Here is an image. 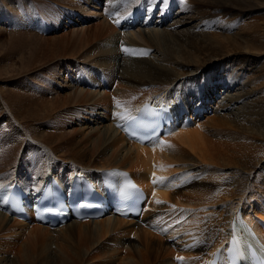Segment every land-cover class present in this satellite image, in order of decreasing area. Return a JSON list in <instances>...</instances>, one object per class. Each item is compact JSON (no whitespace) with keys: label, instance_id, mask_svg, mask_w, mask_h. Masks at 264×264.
<instances>
[{"label":"bare ground","instance_id":"obj_1","mask_svg":"<svg viewBox=\"0 0 264 264\" xmlns=\"http://www.w3.org/2000/svg\"><path fill=\"white\" fill-rule=\"evenodd\" d=\"M34 1L36 2V0ZM73 1L83 2L84 5L70 3V0H57L56 2L60 4L61 9L55 11L56 14L53 17L51 16L54 15V10L51 16L48 15L51 19L50 24L47 15L41 18L39 16L40 12L37 13L36 8H33L30 2L3 0L0 4V8H3L0 20L2 21L4 17L8 18L7 14L10 13L8 19L14 21L13 25L18 30L11 33L9 41L11 46L25 41L28 48L26 54L31 57L21 58L20 73H25L31 70L34 65L44 63V60L48 58L44 46L46 41H43L42 36L43 30L46 29L45 31H47L51 29V26L57 28L55 24L59 26L66 19L73 21L62 9L70 7L83 13L86 9L97 8V5L100 4L107 8L108 10L105 13L108 16L105 17L106 20L97 31L104 40L88 50L89 43L85 42L84 36H82L74 45L75 49L73 51L80 53L86 48L88 51L85 50L81 55V63L97 64V66L106 70L108 74L101 69H93L96 68L95 66L85 64L86 67L84 66V68L75 66L77 69L73 70L74 83L70 82L77 85L79 90L74 92L67 103L54 107L53 111L65 107L67 104H70L69 107L72 105L74 108L83 105L84 109L89 106L88 111L94 113L96 117L107 119L108 116H106V113L104 114V110L108 107L107 113L109 115L112 112L114 121L105 126L104 130L95 129V132L86 135L79 142H76V139L74 140L72 137L63 141L56 139L60 142L59 145L76 153L75 158L77 160L70 162L68 165L65 164L68 167L64 165L55 166L58 164L55 160L50 159L48 162L41 156V160L37 162L35 161V155H33L30 164H22L21 167L19 165L22 159L24 162L26 161L24 154L22 156L15 155L16 157L11 163L2 160L3 163L0 165V189L2 190V193L0 192V238L8 236L12 240L18 239L24 236L28 230V227L24 225L31 227L28 230L26 243L21 247V257L23 261H26V264H37L44 256L52 262L53 259L47 254L51 251L50 248L53 244L50 240L55 232L65 233L62 236L63 238L67 235L70 236V239L74 237L78 243L76 250L71 253L63 254L64 249L60 251L61 257H58V261L61 264H82L86 253L90 250L95 257L98 256L97 258L104 256L102 264H111V262L114 264L115 261H118L119 264H209L217 250H226L232 239L233 219L241 212L246 222L264 241V211H260L264 209V206L257 204L248 207L251 198H256L258 195H260V200L264 204V182H261V188L258 190H250L253 184L249 181L250 179L248 181L244 179L247 181L244 183L239 177V179H235L240 173L237 174L233 171L235 173L232 174L235 176H231V173L222 172L225 167L231 165L232 142H238L236 145L239 146L238 148L235 145L237 147L235 149H238V157L235 162L241 169H246L247 174L257 170L258 165L264 161V156L253 160V155L258 149L260 150L259 147L255 146L264 144V127H260L264 126V122L258 126L257 123L255 124V118L261 117L264 121V114L255 112L252 109L245 111L247 108L244 106H247V102L253 100L254 94L251 93L253 90L248 92L250 90L247 91V85L240 86L238 94L234 95L228 92L235 86V82L232 84L231 80H228V85L225 81L223 82V85L227 88V93L223 96L224 101L220 102L222 103L221 107H216L213 110L211 108L210 110L206 109L208 103L214 99L215 94L221 91L218 92L214 82L217 84L218 81L222 82V78H224L223 75L219 76L218 71H216V69H221V66L219 68L211 66L215 65L216 61L228 57L231 51H228V54L224 56L223 50L217 48L218 45H221L222 36L214 35V37L208 38L209 36H206L207 33H205V30L210 32L212 27L214 29L215 24H217L216 19L221 20V17L224 19L228 16L249 15L255 12L254 10L264 11V0H191L189 2L187 0L185 2H181V0H164L163 3L160 0ZM189 3L192 6H187ZM177 5H181V8L178 9V16L173 17V9ZM69 11L73 14H70ZM67 12L72 18H76L74 16L78 15L73 10H67ZM157 14L158 17L155 18ZM196 14L197 16H195ZM78 17L77 20L80 21L86 19L85 17L83 19ZM209 18L212 19L209 20ZM74 22L78 24L75 19ZM158 27L162 28L157 29ZM262 29L264 30V24ZM2 30L3 28H0V35L3 32ZM234 37L236 36L234 35ZM237 38L239 36L232 39L237 40ZM239 40L235 42L245 52H256L258 50V48L251 46L252 44L250 45L243 39ZM208 41H214V43L210 47L206 45L207 48L204 50H207L208 55L201 60V65L200 61L196 60L200 59V56L193 53V51L201 45L204 46ZM177 46L182 47L179 52L176 49ZM55 52L57 54L62 51L55 48ZM205 53L202 52L201 54ZM37 54H41V59H34ZM198 64L200 66H197ZM182 66L207 67V74L205 73L202 77L203 79L206 78V83L203 80L200 85L196 76H189L199 72L200 69L187 71L182 70ZM101 72L105 74L103 75ZM77 74H79V78L75 79ZM2 75H4V72H2ZM108 75L118 77L120 82L124 81L131 93L139 89L144 90L143 87L148 86H153L157 90L150 89L134 105H131L132 97L130 95H133L129 92L128 94L118 90L111 99L106 92H90L87 90V82H93L95 89H108L106 80ZM66 84L69 83L66 82ZM211 84H214L212 89L208 87ZM108 85H110L109 79ZM44 86L46 89L36 90L34 86L26 89V92L34 93V95L28 97L37 99L38 91L42 93L51 90L53 87L51 80ZM56 89H58V86ZM1 95L5 99H3L4 101L10 102V104L14 103L12 106L16 110L18 108L22 110L23 104L19 105L20 102H15V98L6 93ZM115 99L116 101L113 102L114 109L111 100ZM39 100L44 106V100L41 96H39ZM34 101L37 102V100ZM53 101L54 99H52ZM145 102L153 106L164 107L170 112V117L166 120L162 119L160 124H155L152 129L155 130L156 137L141 145L126 136L124 124L128 125L131 122L140 106ZM194 103L195 105H193ZM63 110L70 112L67 107ZM149 110H151V107L147 109V111ZM225 111L232 113L230 115L222 114ZM48 114L50 116L51 112ZM210 114L211 116H209ZM22 115L23 113L20 116ZM61 115L65 114L62 113ZM206 116L209 117L208 121L201 123ZM41 117L40 115L37 118L30 116V118H34V121L43 120V117ZM40 118L41 120H39ZM156 118H158V115H154L155 121ZM90 120L87 122H90ZM100 120L97 121V124L102 123V121L99 123ZM116 120H118V126L115 124ZM32 124L30 123L27 126L30 127ZM143 124L144 120L139 124V127H142ZM83 125L87 126V123ZM233 132H237V134ZM97 133L100 136L94 142V146L90 151L93 160L86 163L81 158H89V151H87L89 148L87 150L80 149L81 146L79 147V145L80 143L89 144ZM14 138L11 133L1 139V142L3 141V144H5V146H1L2 152L11 151V146L15 148L13 145ZM25 139L28 140V137L24 138V141ZM249 140L255 141L256 144L248 146L242 143ZM51 141H46L50 147ZM5 148L7 149L5 150ZM26 148L29 151L28 154L36 152L29 142H27ZM110 151H112V155L109 159H105ZM4 157L1 155V158ZM97 157H103V159L97 162L95 160ZM20 158L22 159L18 162ZM121 158L123 159L120 160ZM37 163L39 166H36ZM7 166L12 170L15 169V171L12 172L10 169L5 173V171H2L3 169L1 170V167ZM58 167L63 168L57 169ZM207 167L208 169H206ZM25 169L27 170L25 171ZM103 170L104 172H102ZM108 170L110 172L112 170L128 171L130 176L126 179L133 180L145 191L147 200L143 206L144 213L142 212L141 216L122 218L107 213L108 218L103 216L95 221H74L75 223L54 229L51 226H43L40 221L34 219L32 208L28 209V213L23 215L24 217H12L4 203L5 193L11 191V187L15 182L27 192H30V201L38 205L39 199L48 187L49 177L55 179L51 189L60 191V189L65 188L68 191L71 183L75 181V176H78L81 181L85 178L93 183L95 190L100 194L98 200L102 202L104 185L101 181V175L109 172ZM203 170H206V172L203 173ZM226 180H230V182L226 184ZM201 184H204V186L211 184L217 186V193L215 195H212V193L208 195L195 193L193 190ZM85 187H88L87 182H85ZM23 208L21 207V209ZM131 234H135L136 239L134 242L129 239ZM178 236L182 238V243H184L182 250H175L171 247L172 238L179 239ZM9 243L5 244L6 248L11 247L12 243ZM61 243L63 244V242ZM124 248L127 250L125 256L122 255ZM204 251L207 253L203 254ZM7 252L6 250L0 251V264H6ZM169 258L170 260H168ZM173 258H177L179 263L173 262Z\"/></svg>","mask_w":264,"mask_h":264},{"label":"rangeland","instance_id":"obj_2","mask_svg":"<svg viewBox=\"0 0 264 264\" xmlns=\"http://www.w3.org/2000/svg\"><path fill=\"white\" fill-rule=\"evenodd\" d=\"M2 1L3 0H0V4H2L1 3ZM8 1H10V0H8ZM16 1L18 2V0H16ZM26 1L30 2L31 6L33 8H36L37 13L40 12L39 16L41 18L45 17V15H47V17H48V15L51 16V14L54 10V15L52 14V16H51V17H53L56 14L55 11H58L61 9L60 4L58 2H56L57 0H43V1L42 0H36V2L34 0H21L22 3H25ZM70 1H71L70 3H73V4L74 3H76V4L80 3L79 5H84L83 2H74L73 0H70ZM91 1H93V0H91ZM187 1L189 2L191 0H187ZM181 2H185V0H181ZM94 3H96V2L94 1ZM57 4H59V5H57ZM189 5L192 6L191 3H189L187 6H189ZM179 8H181V5H177L173 9L174 10L173 11V17L178 16L177 13L180 10ZM23 9H25V8L23 7ZM62 10H64L65 14L69 18H71L73 21H70V19H66L63 22V24H60L59 26H57L52 21L53 24H55V26L57 28H53L51 26V29H49L47 31H45L46 29L43 30L42 36H43V41H46V44H44V46L46 48L45 52L48 55V58L46 60H44V63L41 62L42 64L34 65L31 70L26 71L25 73L24 72L20 73L21 72L20 67L22 66L21 65V58H31L30 56H28L26 54L28 48L25 44V41H21V44L11 46L10 42H9L11 39L10 38L11 33H14L15 31H18V30L13 25L14 21H11L8 19L9 16L11 15L10 13L7 14L8 18L4 17L2 21L0 20L1 21L0 22V28H3V30H2L3 32L0 35L1 36V40H0V70L2 69L1 73H0V77H1L0 78V93L1 94L6 93L7 95L15 98V102H20L19 105L23 104L22 110H21V108H18V110H16L14 108V106H12L14 103L10 104V102H8V101H7L8 102L7 103L6 101H4L5 99L2 98V95L0 94V99L2 100V101L0 100V112H2L1 114L3 115L2 116L0 114V131H2V130L4 131V132L0 133V153L2 152L1 146H5V144H3V141L1 142V139L5 136H9L11 133L15 137L14 138L15 142L13 144L15 146V148H13L11 146L10 147L11 151L6 150L9 147L5 148L6 151H3L0 154V162H1L0 165H2L4 160L11 163L15 159V157H16L15 155H17V154H19L20 156H22L24 154L26 157V161L24 162L23 159L20 158L18 160V162L21 159H22V162H20L19 167H21L22 164H26V165L30 164L33 155H35V157H36L35 161H37V162H39L41 160L40 159V156H41V157H44L45 160L48 162L50 159L55 160L58 163L55 166H63V165L67 166L70 162L77 160L75 158L76 153L74 151L68 149L67 147L59 145L60 142H58V140L63 141V140L68 139L69 137L70 138L72 137L74 140L76 139V142H79L86 135H90L93 132H95V129L100 128L101 130H104L106 128L105 126L113 123V121H114L112 112L109 115L107 113L109 110L108 107L105 108V110H104V114L106 113V116H108L107 119L103 118V117L99 118V116L96 117V115H94V113L88 111L89 106H87V107L85 106L87 109H84L83 105L74 108V107H72V105H71V107H69L70 104L69 105L67 104L65 107H62L63 109L67 107V109H69L70 112H65L62 108L56 109L53 111L54 107H56V106L58 107L64 103H67L68 99L73 96L74 92L76 90H79L78 86L73 84L74 83L73 70L77 69L76 67L80 66L81 68L82 67L84 68L85 65L95 66L96 68H93V69H95V70L101 69L107 73L106 70L100 68V66H97V64L90 65V63H88V62H87V64L81 63V61H80L81 55L84 53L85 50H87L86 48L84 51H81L80 53L79 52L75 53L73 50L75 49L74 45L80 40V38L82 36H84L85 42L89 43L88 50L91 49L92 47H94V45L96 46V44L99 45L101 43L100 41L104 40L103 37L101 36V34L97 33V31L103 25L104 20H106L105 17L108 16L107 13H105V11L108 9L104 8L100 4V5H97V8H93V9L88 8L85 10L86 12L84 11L83 13L80 11H77L74 8H70V7H67V9H62ZM67 10L76 11L78 13L79 17H82V19H83V17L86 18V19H84L85 22H84V20H82V21L77 20L78 15L74 16L76 18H72V16L70 14H73V13L71 11H69L70 12V14H69L67 12ZM254 11L255 12H252L249 15L245 13L246 14L245 16L243 14H241V15H237V16H233V17L228 16V17H225L224 19H223V17H221V20L216 19L217 24H215L214 29L212 27L210 29V32L208 30H205V33H207L206 36H209L208 38L214 37V35L215 36L216 35L222 36L221 45H218L217 48L220 50H223L222 52L225 53L224 56L226 54H228V51H231V54L228 55V57L223 58L219 61H216L215 65L211 66V67L215 66L216 68H219V66H221V69H216V71H218L219 76L223 75L224 78H222V80H223L222 82L218 81L217 84L214 82L215 87L217 88L218 92L220 90L221 91L218 94H215L214 99H212V101H210L208 103V105L206 106V109L210 110V108H211V110H213L216 107H221L222 103H220V102L224 101L223 96L227 93V88H226V86L223 85V82L225 81V83L228 85L229 84L228 80H231L232 84H233V82H235V86L232 90H230L228 92H231L234 95L238 94L240 86L243 87V86L247 85V91L250 90L248 92H251L253 90L251 92L254 94V97L252 98L253 100L251 102H247V106H244L247 108V109H245V111H247V110L250 111L252 109L255 112L264 114V49H263L264 48V30L262 29L263 24H264V11H259V10H254ZM2 13H3V8H0V14H2ZM103 15H104V17H103ZM195 16H197V14ZM49 17L47 19H49V23H50L51 19ZM156 17H158V14L155 15V18ZM108 18H111V17H108ZM212 18H209V20ZM74 19L76 22H78V24H75ZM153 19H154V16H153ZM150 24H152V23H150ZM11 25H13V26H11ZM161 28L158 27L157 29H161ZM173 29H175V28H173ZM213 30H216V31H213ZM158 31H160V30H158ZM221 32H223V33H221ZM236 33H239L240 35H238V34L236 35ZM234 35L236 37L239 36V38H237V40H233L232 38H236V37H234ZM239 39H243V41L248 42L250 45L252 44L251 46H255V48H258V50H256V52H254V51L249 52L250 54L248 52H245L243 50V48H241L238 45V43L235 42V41H240ZM121 41H122V39H121ZM206 43L207 44H204V46L201 45V46L197 47L196 50L193 51V53H196V55L200 56V59H196V60L200 61L201 65H202L201 60L204 59V56L208 55V52H206L207 50H204L205 48H207L206 45H209V47H210L211 45H213L214 41H208ZM120 45H122V43H120ZM55 48L61 49L62 52L56 54ZM176 49L179 52L182 49V47L177 46ZM53 52H55V53H53ZM202 52L203 53L206 52V53L202 55L201 54ZM40 56H41V54H37V57H34V59H36V58L41 59ZM200 64H198L197 66H200ZM70 67H71V69H69ZM181 69L187 70V71H195V69H200L199 72H196V73L191 74L189 76H192V75L196 76V78L199 80V84L203 80H204V83H206V78L203 79L202 77L205 73L207 74V70H206L207 67L205 68L203 66V67L197 68L194 66H190V67L189 66H182ZM223 71H224V73H223ZM2 72H4V75H2ZM5 73H7V74H5ZM78 73H80V72H78ZM101 73L103 75L105 74L103 72H101ZM111 73L113 74V72H111ZM111 75H108V79L110 80V85H108V79L106 78L108 89H106V90L105 89L104 90L95 89L93 82L85 81V82H87L86 84H88L87 90H89L90 92L91 91L100 92V93L102 91L106 92L109 95V97H111V99H112L114 93L118 90L123 91V92H127V93L128 92L131 93V91L129 90L128 86L126 85V83L124 81L120 82V80H118V77H112ZM200 75H201V77H200ZM76 78L77 79L79 78V74L76 75L75 79ZM186 78L189 79L188 76H186ZM191 78H193V77H191ZM253 78H255V79L253 80ZM50 80L52 82L53 87L51 88V90H46L42 93H40L38 91L37 99L33 98L34 100H37V102H35L31 97H28L29 95L30 96L34 95V93L26 92V89H29V87H32V86H34V88H36V90H40V89H44V88L46 89V87L44 85L47 84V82H49ZM70 81H72L73 83H71ZM66 82H68L69 84H66ZM80 82H82V81H80ZM214 84L213 85L211 84L208 87H211V89H212V88H214ZM174 85H176V84H174ZM174 85H173V87H174ZM177 85H178V83H177ZM57 86H58V89H56ZM126 86H127V88H126ZM235 87H236V89H235ZM143 88H144V90L139 89V90L131 93L133 95V96L130 95V97H132L131 105H134L137 102H139L140 99L143 96H145L150 89L157 90L156 88H153V86H148V87H143ZM38 95L43 98L44 106L40 103ZM53 96H54V98H52ZM19 97H21V98H19ZM52 99H54L53 102H52ZM114 101H116V99L111 100V105H112V108L115 109V106L113 103ZM92 104H94V103H92ZM193 105H195V103ZM239 106H241V105H239ZM239 106H237V107H239ZM103 108H101V109H103ZM3 109H4V111H3ZM217 109H220V108H217ZM50 112H51V114H50L51 117L48 114ZM61 112L65 115H61L62 114ZM22 113H23V115L20 116ZM231 113L232 112L229 113V111H225L222 114L230 115ZM39 115L43 117V120H41L42 117L39 119L41 121H34L33 120L34 118H30V116L37 118V116H39ZM109 116H110V118H109ZM209 116H211V114ZM208 118H209L208 116H206V118H203L201 123L202 122L206 123L208 121ZM89 119H91L90 122H87V121H89ZM99 119H101L99 123H101V121H102L101 124H97V121H99ZM255 119H256L255 124L257 123L258 126L264 122V121H262L261 117H256ZM28 121H30V122H28ZM30 123H33V124L30 127H28L27 125ZM84 123H87V126L83 125ZM13 124H15V125H13ZM115 124H117V126H118V120L115 121ZM260 127H264V126H260ZM84 128H86L87 130H85ZM116 128H118V127H116ZM83 130H85V131H83ZM233 133L237 134V132H233ZM66 136H68V137H66ZM99 136H100L99 133L95 134V137L93 136V141L89 142V144H83V143L81 144L80 143V145H79V147L81 146L80 149L84 148L85 150H87L89 148V150H87V151H89L88 152L89 158H87V157L81 158L82 160H84V162L88 163L90 160H93L91 158V152L90 151L94 146V142L97 141V138H99ZM26 137H28V140L25 139V141H24V138H26ZM40 137L47 139L49 141L52 140L51 141L52 142L51 147L49 145H47L48 144L46 142L47 140H44ZM56 139H58V140L56 141ZM6 140H7V138H6ZM27 142H29L30 144L33 145V147L36 150L35 153L28 154L29 151H27V148H26ZM55 142H56V144H55ZM242 143L246 144L248 146H251L252 144H256L255 141H250V140L247 142L243 141ZM236 144H238V142H232L231 143V151H232L231 152V159H232L231 165L228 167H225L223 169L224 171H222V172L231 173V176L233 175L232 173H235V172L237 174L240 173L239 175H237V178H235V179L240 178L241 181L242 180L244 181V183L250 179L249 181L253 182V184L250 187L251 188L250 190H253V189L258 190L259 188H261V182H264V161H262L258 165L257 170H254L252 173L247 174L248 173V172L246 173L247 170L242 168L244 170L243 171L241 169V167L238 166V164L235 162L236 161L235 159L238 157L237 156L238 149L236 150L235 148H237V147L239 148V146ZM232 145H233V147H232ZM255 147H259L260 150L258 149V151H256V153L253 155L254 156L253 160L258 159L261 156H264V154H263L264 153V144H259L258 146H255ZM122 151H121V153H122ZM258 152H260V153H258ZM1 155L3 157L5 156V157L1 158ZM111 155H112V151L108 152L107 156H105V159H109ZM122 155H120V156H122ZM101 159H103V157L95 158V160L97 162L101 161ZM122 159L123 158H121L120 160H122ZM78 161H80V160H78ZM78 161H76V162H78ZM17 164H19V163H17ZM65 164H67V165H65ZM36 166H39L38 163L36 164ZM61 168H63V167H58L57 169H61ZM10 169L11 168H8V166L4 167V168L1 167V170L5 171V173L7 171H9ZM206 169H208V167ZM26 170L27 169H25V171ZM13 171H15V169L12 170V172ZM203 171H204L203 173L206 172V170H203ZM233 171H235V172H233ZM233 176H235V175H233ZM244 179L247 181H245ZM229 182H230V180L225 181L226 184ZM217 188H218L217 186H213L212 184L208 185V186H204V184H201L200 186L197 185L195 190H193V191L195 193H199L202 195H208L211 193H212V195H215L217 193ZM0 192L2 193L1 189H0ZM262 203L263 202H261V200H260V195H258L256 198H251L248 207L250 208V207L255 206L257 204L264 206V204H262ZM260 211H264V209L260 210ZM107 218H108V216H107ZM94 221H91V222H94ZM72 223H75V222L71 221V222H68L67 224H72ZM29 224H33V223H29ZM24 226L28 227V230L31 228L28 225H24ZM58 228H56V229H58ZM28 230L25 232L24 236H22L18 239L16 238L15 240H12V238L10 239L8 236H4L5 238H0V251H2V250L8 251L6 264H10V263L11 264H26V261H23V258L21 257V250H22L21 247L24 246L26 243V239L28 237ZM52 235L53 236H52V239L50 240V242L53 245H51V248H50L51 251L48 252L49 254H47V255H49V257L53 259L52 260L53 264H56V263L61 264L58 261V257H61L60 251H62L64 249L62 251L63 254H65V253L68 254V253H71L72 251H75L76 248L78 247L77 239L74 237H71V239H70V236L68 237V235H67V237L63 238L62 236L65 235V233L62 234V233H58V232L56 233L55 232ZM129 237H130L129 239L131 241L133 240V242L136 239L135 234H131ZM178 237H179V239L172 238L171 247H173L175 250H179V249L182 250L184 243H182V238H180V236H178ZM61 239H63V240H61ZM64 239H65V241H64ZM9 242L12 243L11 247L6 248L5 244H7ZM61 242H63V244ZM137 245H139V244L137 243ZM126 251H127L126 248H124L122 250L123 256L126 255ZM205 253H207V252L204 251L203 254H205ZM203 254H201V255H203ZM92 255H93V253L91 250L89 252H87L85 255V260L83 261L82 264H102L103 263V261H104L103 257L104 256H100V258H97L98 256L95 257L94 255L93 256ZM93 257H95V258L92 260ZM168 260H170V258ZM52 262L50 259H47V257L44 256L38 261L37 264H49V263L52 264ZM173 262L179 263L177 258H173ZM111 264H112V262H111ZM114 264H119V262L115 261Z\"/></svg>","mask_w":264,"mask_h":264},{"label":"snow or ice","instance_id":"obj_3","mask_svg":"<svg viewBox=\"0 0 264 264\" xmlns=\"http://www.w3.org/2000/svg\"><path fill=\"white\" fill-rule=\"evenodd\" d=\"M160 2H161V3H163V2H164V0H160ZM126 50H127V49H126Z\"/></svg>","mask_w":264,"mask_h":264}]
</instances>
